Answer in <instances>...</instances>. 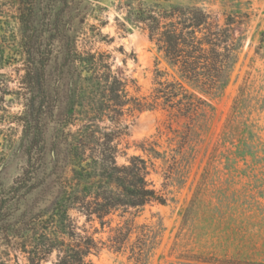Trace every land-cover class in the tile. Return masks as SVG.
Wrapping results in <instances>:
<instances>
[{
	"label": "rangeland",
	"instance_id": "1",
	"mask_svg": "<svg viewBox=\"0 0 264 264\" xmlns=\"http://www.w3.org/2000/svg\"><path fill=\"white\" fill-rule=\"evenodd\" d=\"M32 1L37 15L33 34L42 31L45 46L53 53L47 68L52 98L58 89L57 55L69 46L56 39L48 41L58 29L76 36L79 49L110 53L113 68L127 77L130 85L132 81L138 84L141 94L151 91L158 67L172 73L147 32L127 21L126 0ZM158 1L202 6L216 14L221 23L228 15L234 16L238 61L224 94L214 99L215 116L201 124L193 122L192 131L186 128L190 121L163 109L127 117L129 134L122 139L117 160L125 163L131 155L142 154L138 148L141 142L157 141L166 158L153 159L150 179L166 203L153 201L139 209L131 208L122 213L123 217L119 216L121 211L116 212L110 216L111 225L104 228L73 211L71 215L78 224L101 241L88 258L94 264H264V0ZM14 3L0 0L10 15L16 10ZM84 38H90V42L84 44ZM25 71L21 58L0 60V227L5 228L29 209H42L46 194L41 183L59 174L52 145L58 117L49 112L45 147L33 152L36 174L29 184L21 181L29 166L19 119L26 110L19 91ZM236 104L238 121H248L254 130L246 159L234 156L237 140L232 142L228 132ZM185 134L175 163L172 149H177ZM18 185L19 190L15 189ZM125 220L144 226L135 229L130 242L118 251L112 247L110 236ZM141 233H145V239L138 241ZM139 249L142 256L136 261L133 251ZM54 259L53 255L43 264H53Z\"/></svg>",
	"mask_w": 264,
	"mask_h": 264
},
{
	"label": "trees",
	"instance_id": "2",
	"mask_svg": "<svg viewBox=\"0 0 264 264\" xmlns=\"http://www.w3.org/2000/svg\"><path fill=\"white\" fill-rule=\"evenodd\" d=\"M14 2L16 10L11 15L0 4V60L21 58L26 65L19 90L26 110L19 119L29 166L21 181L29 184L36 174L33 152L45 147L49 112L58 117L52 145L59 174L41 183L46 194L42 209H29L12 226L0 227V264H43L53 255V264H94L88 255L101 241L71 213L76 211L104 228L111 225L110 216L116 212L121 211L123 217L131 208L153 201L166 203L150 179L153 159L166 158L157 141L141 142L138 148L142 154L131 155L125 163L117 160L122 139L129 134L127 117L163 109L190 121L186 125L190 131L193 122L201 124L213 118L214 99L224 94L238 61L235 17L228 15L221 23L216 14L199 5L126 0L127 21L147 32L172 70L169 74L158 67L148 94H141L138 84L132 81L130 85L129 79L113 68L110 53L79 49L76 36L58 29L48 41L56 39L69 46L57 55L58 89L57 97L52 98L47 68L53 53L47 50L42 31L33 34L36 8L32 0ZM237 110L236 104L228 132L232 142L237 140L234 156L246 159L254 130L248 121H238ZM186 137L181 135L177 149H172L175 163ZM143 226L129 220L119 222L110 236L112 247L121 251L135 229ZM144 239L145 233L137 235L138 241ZM133 256L139 261L142 249L134 250Z\"/></svg>",
	"mask_w": 264,
	"mask_h": 264
}]
</instances>
